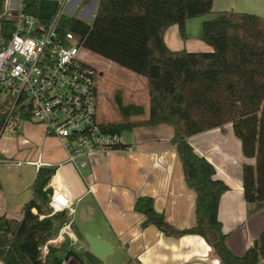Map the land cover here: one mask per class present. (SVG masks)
I'll use <instances>...</instances> for the list:
<instances>
[{
	"label": "trees",
	"instance_id": "trees-1",
	"mask_svg": "<svg viewBox=\"0 0 264 264\" xmlns=\"http://www.w3.org/2000/svg\"><path fill=\"white\" fill-rule=\"evenodd\" d=\"M23 4L25 12L36 15L37 0ZM4 6L5 0H0V16ZM211 12L212 0H98L90 24L62 15L58 32L73 33L91 54L145 79L146 117L104 123L103 131L120 135L139 127L172 128L185 184L195 194V224L174 231L149 198L137 199L135 211L167 236L201 237L219 264H264V228L242 256L226 247L217 208L227 186L214 178V167L187 142L193 135L231 124L243 158L253 161L241 170L244 200L264 202V19L228 12L206 20L200 39L212 52L170 51L163 41L169 26L177 25L183 34L186 20ZM121 108L125 119L143 114L140 107ZM3 120L0 114V130ZM127 148L120 144L113 150ZM50 172L38 169L32 198L22 207L20 219L0 213L2 264H62L54 246H48L46 255L41 252L51 238L53 223L65 219L63 213L49 216L45 211L49 200L45 179ZM84 256L85 261L69 252L66 258L73 257L78 264L98 263L88 252Z\"/></svg>",
	"mask_w": 264,
	"mask_h": 264
},
{
	"label": "crops",
	"instance_id": "crops-1",
	"mask_svg": "<svg viewBox=\"0 0 264 264\" xmlns=\"http://www.w3.org/2000/svg\"><path fill=\"white\" fill-rule=\"evenodd\" d=\"M6 1L10 0H5V9H13ZM228 12L264 19V0H212L211 14L186 20L183 34L177 25L169 26L164 44L170 51L212 52L200 39L202 24ZM7 130L9 135H0V213L18 216L32 198L38 169H50L45 179L49 199L56 191L74 207L68 231L76 246L70 245L65 234L56 239L62 221L54 222L51 230L49 241L55 242L50 244L57 252L62 250V260L70 252L85 261L87 234L112 247V254L104 261L96 259L97 264H219L201 237L167 236L134 209L137 199L149 198L174 231L195 224V194L185 184L171 127L135 128L126 139L120 134L127 149L97 152L77 158L76 163L68 161L56 137L46 135L44 128L31 120ZM187 142L214 167V178L227 186L219 199L217 219L226 247L242 256L264 228V202L248 203L243 196L242 166L253 161L243 158L231 124L193 135ZM67 259L78 264L73 257Z\"/></svg>",
	"mask_w": 264,
	"mask_h": 264
},
{
	"label": "built area",
	"instance_id": "built-area-1",
	"mask_svg": "<svg viewBox=\"0 0 264 264\" xmlns=\"http://www.w3.org/2000/svg\"><path fill=\"white\" fill-rule=\"evenodd\" d=\"M16 1L17 8L4 7L0 16V114L4 115L0 135L31 120L61 142L72 163L123 144L120 135L103 131L97 121L95 71L89 52L73 33L58 32L62 9L70 0H47L56 2L59 10L45 26L36 15L24 11V0ZM47 206L49 216L65 215L56 239L65 234L70 245L76 246L68 231L72 203L54 191ZM50 242L55 240L41 247L42 255L47 254ZM62 264L72 263L66 258Z\"/></svg>",
	"mask_w": 264,
	"mask_h": 264
},
{
	"label": "rangeland",
	"instance_id": "rangeland-1",
	"mask_svg": "<svg viewBox=\"0 0 264 264\" xmlns=\"http://www.w3.org/2000/svg\"><path fill=\"white\" fill-rule=\"evenodd\" d=\"M11 8H17L16 0L6 1ZM92 9V14L95 11L96 0H74L70 6L67 4L62 9V15L72 17L88 24L91 23L92 17H86L84 11L86 7ZM86 10V14L88 9ZM59 6L54 1L37 0L36 19L42 26L49 23L53 16L58 12ZM89 64L95 71L94 85L97 92V121L99 124L120 121H134L136 119L145 118L148 113V100L146 82L143 77H140L124 68H121L109 61L97 57L89 52ZM119 100L120 104L117 102ZM1 102V101H0ZM2 105V104H0ZM136 106L143 110L140 116H131L125 119L124 111L120 106ZM1 111V109H0ZM9 135V130H5L1 138ZM129 132L121 134V138L126 139ZM47 213L50 212L45 208ZM35 213L34 210H32ZM8 219H20L21 213L18 216L5 214ZM57 257H62V250H58Z\"/></svg>",
	"mask_w": 264,
	"mask_h": 264
},
{
	"label": "water",
	"instance_id": "water-1",
	"mask_svg": "<svg viewBox=\"0 0 264 264\" xmlns=\"http://www.w3.org/2000/svg\"><path fill=\"white\" fill-rule=\"evenodd\" d=\"M84 15L86 17H92L93 19L92 9H90V11L88 9L87 14L84 13ZM84 239L88 246L89 254H91L95 259L104 261L107 256L112 254V247L108 243L101 241L98 237H92L85 234Z\"/></svg>",
	"mask_w": 264,
	"mask_h": 264
}]
</instances>
